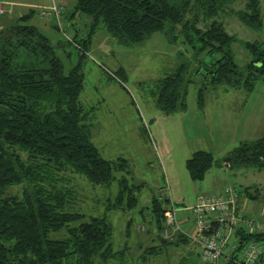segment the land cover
<instances>
[{"label":"trees","instance_id":"trees-1","mask_svg":"<svg viewBox=\"0 0 264 264\" xmlns=\"http://www.w3.org/2000/svg\"><path fill=\"white\" fill-rule=\"evenodd\" d=\"M235 2L77 0L66 18L73 19L82 12L91 21L87 34L77 30L72 40L68 39L79 48L80 55L69 70L46 33L31 21L35 8L19 14L0 30V264H94L97 259L104 264L125 255L127 247L115 249L111 242L114 225L108 214H89L78 205V177L89 181L93 188L118 180L119 189L109 209L130 208L138 202L128 177L116 174L126 168V160L103 156L92 139L89 111L80 99L85 85L83 60L89 44L102 22L124 43L141 41L157 30H166L174 37L182 33L198 54L220 53L206 64L200 101L209 83L252 91L256 81L264 79V40L240 39L219 17L228 12L249 27L261 29V0H247L246 8L239 9L232 6ZM201 20L209 21L208 26H200ZM237 41L251 55L243 64L237 61L233 48ZM21 50L29 57L36 56L40 64L20 59ZM187 68V62H180L174 73L159 79L160 100L165 106L175 107L177 98L187 93L193 79L189 72L184 73ZM185 103L183 100L181 104ZM215 160L212 152L199 149L186 164L190 175L202 180ZM222 163L263 169L264 134L242 140ZM17 185H22L19 192L8 193ZM245 195L253 198L256 193L249 186L243 187L238 208H242ZM166 210L158 197L152 198L153 223L158 229L168 224ZM259 219L264 222V218ZM217 225L213 223L214 228ZM222 228L228 232V239L234 233L238 240L229 251L230 259L221 264H236L243 245L251 240L261 248L257 262H264V227L251 231L238 223H223ZM228 239L224 251H228ZM179 241L189 246L178 264H208L201 251L190 246L199 245L190 236L180 231L175 243Z\"/></svg>","mask_w":264,"mask_h":264},{"label":"rangeland","instance_id":"rangeland-1","mask_svg":"<svg viewBox=\"0 0 264 264\" xmlns=\"http://www.w3.org/2000/svg\"><path fill=\"white\" fill-rule=\"evenodd\" d=\"M3 1L6 9L0 12V30L19 14L35 8L31 21L49 37L65 69L69 70L79 61V48L75 43H68V39L72 40L77 30L81 35L87 34L91 17L77 12L73 19L66 18L77 0ZM246 2L236 0L232 6L246 8ZM55 5L60 22L53 10ZM261 10V29L249 27L228 12L219 18L240 39L264 40V0H261ZM3 19H12V22L3 24ZM199 24L206 27L209 21L201 20ZM177 34L174 37L166 30H157L141 41L124 43L108 32L102 22L83 60L85 85L80 99L89 111L87 122L91 124L92 139L103 156L126 160V168L116 174L128 177L138 197L136 205L130 208L109 209L119 189L118 180L93 188L86 179H76L81 210L89 214L107 213L114 225L111 237L114 248L127 247L125 255L104 264H178L185 244L175 243L171 234L173 225L166 224L160 229L154 226L150 208L142 205L144 199L158 197L169 208L173 201L179 215L180 209L193 207L200 196L226 194L227 187L249 186L256 195L243 196L242 208L247 214L264 218V168L230 167L222 163L223 157L242 140L264 134V79H258L252 91L209 83L200 101L206 64L220 53L198 54L182 33ZM233 48L240 64L251 57L240 41L234 42ZM19 57L31 64H40L36 56L29 57L23 50ZM183 61L188 64L184 73L189 72L193 79L183 98H177L175 107L165 106L160 100L159 79L174 73ZM183 100L185 105L181 104ZM199 149L212 152L216 159L203 180L194 179L186 164ZM21 189L22 185L13 186L8 193ZM127 200L128 195L124 198ZM190 216L195 225L193 231H197L194 212ZM166 226L170 236L165 234ZM176 233L179 237L180 230ZM232 236L230 244L238 240L234 233ZM155 244L158 245L152 247ZM96 261L94 264H102L99 259Z\"/></svg>","mask_w":264,"mask_h":264},{"label":"built area","instance_id":"built-area-1","mask_svg":"<svg viewBox=\"0 0 264 264\" xmlns=\"http://www.w3.org/2000/svg\"><path fill=\"white\" fill-rule=\"evenodd\" d=\"M3 4L4 1L0 0V12H5L6 6ZM53 10L60 22L58 6H53ZM42 13H45L44 10ZM242 188L241 186L227 187L226 194L200 196V199L193 206L197 226V231L194 233H190V231L181 227L173 201H171L172 207H167L165 212L167 223L173 225L174 230L179 229L197 242L200 246L202 258L208 264H221L226 259H230L229 251H224L228 232L223 231V223H238L251 231H258L264 227L262 220L256 216L246 214L243 208L237 207V199ZM215 222L218 223L216 228L213 227ZM168 230V228L165 229V234L170 236ZM260 253L261 248L255 240L246 242L241 249L240 259H236V264H259L257 261Z\"/></svg>","mask_w":264,"mask_h":264},{"label":"crops","instance_id":"crops-1","mask_svg":"<svg viewBox=\"0 0 264 264\" xmlns=\"http://www.w3.org/2000/svg\"><path fill=\"white\" fill-rule=\"evenodd\" d=\"M14 20V19H13ZM1 22H3V24H5V23H8V22H12V19L11 20H9V21H7V20H5V19H3ZM203 180V179H202ZM242 196V195H241ZM143 207H149L150 208V210H151V212H152V199H144L143 200ZM193 206H194V204H193ZM182 212H180L179 213V215H178V220H179V222H180V225H181V227L183 228V229H185V230H188V231H190V233H194V232H196V231H193V229H194V223H193V221L191 220V217L192 216H190V213L191 212H194L193 211V207L191 206V207H188V206H185V208H183V209H180ZM179 210V211H180ZM194 217H195V214H194ZM184 225H186V228L184 227ZM177 232V230H174L173 229V232H171V234H173V239H178V234L176 233ZM184 233V232H183ZM185 234V233H184ZM187 235V234H186ZM232 240H233V236L231 235L230 237H229V239H228V243H227V245H226V250H228V251H230V250H232L233 249V247L237 244V241L235 242V243H233V244H230L231 242H232ZM181 243V241H179L178 243H177V245H179ZM183 243V242H182ZM185 246H186V244H185ZM187 246H189L188 244H187ZM187 246H186V248H185V250H184V252L186 251V249H187ZM191 247H193V248H196L198 251L200 250V246L199 245H190Z\"/></svg>","mask_w":264,"mask_h":264}]
</instances>
